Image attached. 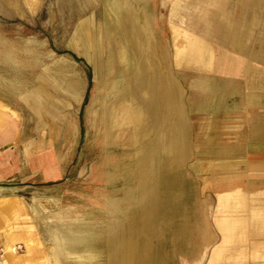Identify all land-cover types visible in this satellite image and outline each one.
I'll list each match as a JSON object with an SVG mask.
<instances>
[{"label": "rangeland", "instance_id": "rangeland-1", "mask_svg": "<svg viewBox=\"0 0 264 264\" xmlns=\"http://www.w3.org/2000/svg\"><path fill=\"white\" fill-rule=\"evenodd\" d=\"M14 121L70 165L0 191L24 264H117L127 232L141 264H264V0H0Z\"/></svg>", "mask_w": 264, "mask_h": 264}, {"label": "crops", "instance_id": "crops-1", "mask_svg": "<svg viewBox=\"0 0 264 264\" xmlns=\"http://www.w3.org/2000/svg\"><path fill=\"white\" fill-rule=\"evenodd\" d=\"M24 136L22 127L15 125V121L0 125V191L12 190L9 185L53 183L63 179L67 173L70 165L61 158L55 147L48 145L32 150L29 145H23ZM10 197V195H0V201L12 200ZM16 226L18 225L0 222V232L3 233L6 246L20 239L15 233L11 235L10 228L15 229ZM3 230L9 231L7 241ZM18 232L22 233L23 237L28 235L24 230L19 229Z\"/></svg>", "mask_w": 264, "mask_h": 264}, {"label": "bare ground", "instance_id": "bare-ground-1", "mask_svg": "<svg viewBox=\"0 0 264 264\" xmlns=\"http://www.w3.org/2000/svg\"><path fill=\"white\" fill-rule=\"evenodd\" d=\"M127 34L129 37V42L134 46V49L136 51V55H137V60L138 57L140 56L141 51L145 52V50L143 49L145 46H147L148 48H150L149 51H151V46H150V41H148L146 44L143 40H145V38H141L139 31H137L136 27L134 25H130L127 29ZM152 53V52H151ZM153 55V53H152ZM139 61L141 66H143V68L146 71H149L148 69H153L152 67L154 66V60L152 59L151 55L145 54V56H140L139 57ZM169 102V101H167ZM169 107V103L167 105V108ZM169 111V109H168ZM167 115L166 113H164L163 117L165 118ZM163 120V119H162ZM179 134V133H178ZM178 142L176 145V147H173L171 144L164 149L161 150H157V144L155 143V141L151 144V146L153 147V150L148 149V154H155V152L157 153L158 156L162 155V154H166L168 156H170V159H176L177 157L181 156L182 152H183V140H184V136L183 134H179L178 136ZM182 141V142H180ZM160 143V142H159ZM182 143V146H181ZM150 146V144H149ZM156 149V151L154 150ZM3 232L5 233V237H6V241L7 239V235L9 234L8 230H3ZM3 237V238H2ZM0 238L2 239V242L4 244V248L5 250H9L10 246H6L5 244V239L3 234L0 233ZM4 239V240H3ZM21 244L23 246V243L21 242H16L13 243L12 245L15 244ZM115 247V246H114ZM114 254L116 255L117 258V264H141V258L138 252V242L136 237L134 236V234H132V232H127V234L123 235L122 237L119 238L116 247H115V251ZM22 255H16L15 254H11L8 253L6 255V260H5V264H24L23 261H20V259L22 258ZM8 259V262H7ZM19 261V262H18Z\"/></svg>", "mask_w": 264, "mask_h": 264}, {"label": "built area", "instance_id": "built-area-1", "mask_svg": "<svg viewBox=\"0 0 264 264\" xmlns=\"http://www.w3.org/2000/svg\"><path fill=\"white\" fill-rule=\"evenodd\" d=\"M22 245L17 243L15 245H11L9 250H5L4 244L2 242V239L0 238V264H5L6 255L8 253L15 254L19 253L22 250Z\"/></svg>", "mask_w": 264, "mask_h": 264}]
</instances>
